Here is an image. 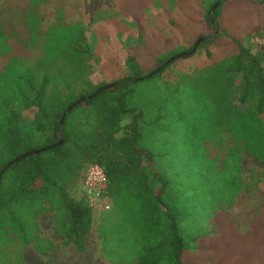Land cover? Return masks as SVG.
I'll return each mask as SVG.
<instances>
[{"label":"rangeland","instance_id":"obj_1","mask_svg":"<svg viewBox=\"0 0 264 264\" xmlns=\"http://www.w3.org/2000/svg\"><path fill=\"white\" fill-rule=\"evenodd\" d=\"M200 2L166 0L154 10L146 8L132 16L127 12L135 11L133 0H0V18L10 19L13 35L29 44L26 48L13 43L11 55L19 56L23 67L35 69V85L41 83L44 74L48 75L46 99L53 110L60 103L90 93L100 84L128 75L125 59L130 53L138 56L145 69L151 68L154 55L171 47L168 42L173 40L169 39L172 28L161 29L165 39L159 45L146 44L143 48L137 45L136 24L141 28L148 26L158 13H164L167 19L177 18L181 12L195 17ZM105 4L108 6L99 7ZM227 4L228 28L241 34V41L252 51L263 45V28L259 33L245 32L264 23V6L246 0H226L224 5ZM133 17L140 19L135 23ZM185 26L180 31L183 39L189 38L190 32L201 24L197 21ZM177 34L178 31L173 37ZM71 35H82L84 39L72 42ZM231 44L230 39L224 38L218 47L200 46L194 54L170 61L158 75L137 83V102H143L148 124L144 145L161 152L156 165L169 169L168 173L175 172L176 166L181 171L174 190L180 192L181 204L189 212L180 223L183 238L204 235L198 246L183 252L182 261L188 264H233L230 257L240 241L247 242L246 250L251 253L246 252L245 260L264 264L262 165L237 136L233 124L234 109L246 113L253 100H239L241 73L218 68ZM6 62L7 55L0 54V71ZM35 112L36 109L27 108L21 114L31 120ZM259 118L264 120V112ZM127 121L124 119L123 124ZM228 172L240 179V187L217 196L214 191L222 185L219 178ZM78 194L73 192L74 197ZM214 210L209 219L207 213ZM54 214L49 209L36 216L38 237L45 241V247L49 242V248L43 247L41 251L35 243L22 244L14 239L8 244L3 239L0 264H127L132 259L133 253L129 251L114 257L103 253V240L108 242L107 246H113L114 239L120 236L117 230L126 224V216L113 203L93 219L84 252H76L54 232ZM242 256L238 259L242 260ZM251 256L254 260H249Z\"/></svg>","mask_w":264,"mask_h":264},{"label":"trees","instance_id":"obj_2","mask_svg":"<svg viewBox=\"0 0 264 264\" xmlns=\"http://www.w3.org/2000/svg\"><path fill=\"white\" fill-rule=\"evenodd\" d=\"M246 1L264 6V0ZM225 2L201 0L207 32L183 39L178 31L171 42L164 41L171 43V47L154 55L151 68L145 69L138 56L130 53L125 59L128 75L100 84L90 93L60 103L53 110L46 99L48 75L44 74L41 83L35 85V69L23 67L21 58L11 55L13 43L26 48L29 44L13 35L10 19L0 18V54L7 55L0 71V243L4 239L10 244L16 239L22 244L35 243L42 251L45 241L38 237L36 216L52 209L54 232L82 252L93 216L85 198L74 197L73 192H78L86 166L97 163L107 175L106 194L126 216V224L117 230L120 236L114 239V245L107 246L108 242L103 240V253L114 257L129 251L133 257L127 264H188L182 261L183 252L198 246L204 235L183 238L180 223L189 212L181 204L180 192L174 190L181 171L176 166L175 172L168 173L169 169L156 165L161 152L144 145L148 124L144 104L137 102V83L158 75L172 57L192 55L203 45L218 47L221 40L230 39L233 44L222 55L218 68L241 73L239 100H253L246 113L234 109L233 124L237 136L261 163L264 179V120L259 118L264 112V47L257 45L252 51L241 41V34L228 28V15L223 12L229 5L225 6ZM168 21L163 16L155 28H141L137 45H159L163 40L160 31ZM261 29L264 31V23L253 25L245 34L259 33ZM77 36L69 38L72 42L83 38ZM200 38L204 40L192 52ZM27 108L36 109L31 120L21 114ZM126 118L128 121L123 124ZM219 180L222 185L214 191L217 196L240 187V179L234 173L228 172ZM205 202L210 204L209 200ZM214 212L207 213L209 219ZM245 243L240 241L235 248L230 257L233 264H250L245 260L246 252L250 253ZM46 247H50L49 242ZM240 255L242 260L238 259Z\"/></svg>","mask_w":264,"mask_h":264},{"label":"built area","instance_id":"obj_3","mask_svg":"<svg viewBox=\"0 0 264 264\" xmlns=\"http://www.w3.org/2000/svg\"><path fill=\"white\" fill-rule=\"evenodd\" d=\"M264 47V43H262ZM108 179L104 168L97 163H90L84 170L78 197L83 196L91 209L93 219L111 208V199L106 194Z\"/></svg>","mask_w":264,"mask_h":264},{"label":"crops","instance_id":"obj_4","mask_svg":"<svg viewBox=\"0 0 264 264\" xmlns=\"http://www.w3.org/2000/svg\"><path fill=\"white\" fill-rule=\"evenodd\" d=\"M165 1L166 0H133V2L135 4V11L134 12L133 11L132 12H127V13L133 16V14H140L141 12H144L146 8H151V9L154 10V8L156 6H158V4L164 3ZM200 4H201V2H200ZM200 4H197V8L199 9V11L195 12V17H192V16H189V15L185 14V12H181V13H179V16L177 18L171 19V22L173 21V23L171 25V23L169 22L170 18L167 19V16L164 15V13H158V14L155 15V18L152 19L151 24L148 25V26L145 25L143 28H149V27L155 28L156 27L155 24L157 23V21L160 20L161 18H163V16H165L166 20L167 21L169 20L168 22L170 23V24L166 23L165 27L172 28V30H171L172 33H171V36L169 37V39L171 37H173L175 32L181 31V30L184 31L186 29L185 24L188 25L189 23H193V22L195 24L197 21H198L199 24H201V26L199 28H197V29H193V31L190 32V36L189 37H194V36H198V35H201V34L203 35V34H205L207 32V26H206V23H205V21L203 19V10L201 9ZM101 6H105L106 7L108 5L107 4L99 5V7H101ZM114 6H116V5H113L112 7H114ZM99 7H98V9H99ZM156 12H157V10H156ZM225 12L226 11H224L223 13L226 14ZM139 19L140 18H137V19L134 18L135 23H137V21ZM140 29H141L140 25L136 24L135 32L136 31L139 32ZM164 33L165 32H163V34ZM160 36L162 38L163 35L160 33ZM163 39H165V38H163ZM86 248H87V235H86V238H85V248H84V250L82 252H84L86 250Z\"/></svg>","mask_w":264,"mask_h":264},{"label":"water","instance_id":"obj_5","mask_svg":"<svg viewBox=\"0 0 264 264\" xmlns=\"http://www.w3.org/2000/svg\"><path fill=\"white\" fill-rule=\"evenodd\" d=\"M218 3V2H217ZM216 3V4H217ZM216 4L214 5V6H216ZM213 6V7H214ZM204 40V38H200V39H198L196 42H195V44H194V46H193V48H192V52L193 51H195V49H196V47H197V45H198V43L200 42V41H203ZM185 53H182V55H184ZM178 57V56H177ZM176 57H172V58H170L165 64H168L170 61H172V60H174ZM100 90V89H99ZM72 107V105L69 107V109ZM37 151V150H36ZM36 151H34V152H36ZM11 164V162H9V163H7V165L5 166V168H7L9 165Z\"/></svg>","mask_w":264,"mask_h":264}]
</instances>
